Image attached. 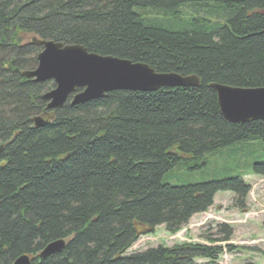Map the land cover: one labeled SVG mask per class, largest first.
I'll return each instance as SVG.
<instances>
[{"label": "trees", "instance_id": "16d2710c", "mask_svg": "<svg viewBox=\"0 0 264 264\" xmlns=\"http://www.w3.org/2000/svg\"><path fill=\"white\" fill-rule=\"evenodd\" d=\"M29 36L195 76L199 86L46 110L53 83L23 76L41 51L23 44ZM211 84L264 88V0H0V264H217L232 252V227L218 224L200 236L207 245L127 253L159 226L178 233L217 193L246 209L240 176L162 181L181 161L248 166L250 145H264V120L228 122ZM249 173L264 177V161ZM59 240L60 252L41 256Z\"/></svg>", "mask_w": 264, "mask_h": 264}, {"label": "water", "instance_id": "95a60500", "mask_svg": "<svg viewBox=\"0 0 264 264\" xmlns=\"http://www.w3.org/2000/svg\"><path fill=\"white\" fill-rule=\"evenodd\" d=\"M42 46L37 56V68L24 72L34 83L53 81L55 88L42 96L49 101L47 109H60L71 94V106L102 98L113 91L154 92L160 88L198 87L195 76L182 77L173 73H156L142 63H132L110 56L102 57L87 53L81 46H65L60 43L33 40ZM217 96L221 115L230 123L243 124L264 120V88L241 89L211 84ZM36 127L44 125L40 119L33 120ZM63 241L48 245L41 256L58 253ZM13 264H29L27 257H19Z\"/></svg>", "mask_w": 264, "mask_h": 264}, {"label": "rangeland", "instance_id": "374dc122", "mask_svg": "<svg viewBox=\"0 0 264 264\" xmlns=\"http://www.w3.org/2000/svg\"><path fill=\"white\" fill-rule=\"evenodd\" d=\"M31 39V36L28 39L25 37L23 43L30 42ZM53 88L54 86L48 91ZM247 154L250 157L248 166H239L237 161L225 163L218 159L181 161L179 166L165 173L162 180L165 184L181 186L240 176L251 185L250 199L248 197L245 210L233 208L232 193H217L213 207L207 213L191 218L178 234L169 236L163 227H158L154 233L140 237L130 251H142L158 245L170 247L193 239L201 243L200 236L203 232L214 230L215 225L225 223L233 229L230 244L235 249L222 254L217 264H264V179L260 180L249 173V167L253 163L264 161L263 143L257 141L251 144ZM203 162L205 166L198 167ZM249 212L251 215H248Z\"/></svg>", "mask_w": 264, "mask_h": 264}]
</instances>
